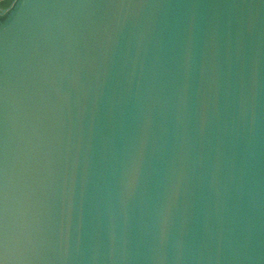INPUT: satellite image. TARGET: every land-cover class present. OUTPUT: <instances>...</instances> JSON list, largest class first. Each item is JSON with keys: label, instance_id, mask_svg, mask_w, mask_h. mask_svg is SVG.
Here are the masks:
<instances>
[{"label": "water", "instance_id": "1", "mask_svg": "<svg viewBox=\"0 0 264 264\" xmlns=\"http://www.w3.org/2000/svg\"><path fill=\"white\" fill-rule=\"evenodd\" d=\"M0 260L264 264V0H18Z\"/></svg>", "mask_w": 264, "mask_h": 264}, {"label": "flooded vegetation", "instance_id": "2", "mask_svg": "<svg viewBox=\"0 0 264 264\" xmlns=\"http://www.w3.org/2000/svg\"><path fill=\"white\" fill-rule=\"evenodd\" d=\"M18 0H0V25L9 17Z\"/></svg>", "mask_w": 264, "mask_h": 264}, {"label": "snow or ice", "instance_id": "3", "mask_svg": "<svg viewBox=\"0 0 264 264\" xmlns=\"http://www.w3.org/2000/svg\"><path fill=\"white\" fill-rule=\"evenodd\" d=\"M3 252H4V257H7L6 256V245L4 246ZM0 264H3V260H0Z\"/></svg>", "mask_w": 264, "mask_h": 264}]
</instances>
